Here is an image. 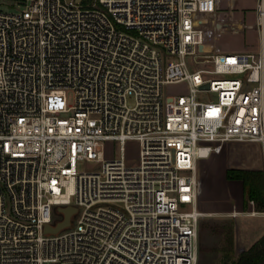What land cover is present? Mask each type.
Here are the masks:
<instances>
[{"label": "built area", "instance_id": "obj_1", "mask_svg": "<svg viewBox=\"0 0 264 264\" xmlns=\"http://www.w3.org/2000/svg\"><path fill=\"white\" fill-rule=\"evenodd\" d=\"M219 1L0 9V264L198 263V160L232 141L264 155V0L246 52L205 48L197 15ZM182 82L188 92H165ZM105 141L120 155L105 159ZM82 159L98 166L79 171ZM69 205L71 224L46 233Z\"/></svg>", "mask_w": 264, "mask_h": 264}, {"label": "rangeland", "instance_id": "obj_2", "mask_svg": "<svg viewBox=\"0 0 264 264\" xmlns=\"http://www.w3.org/2000/svg\"><path fill=\"white\" fill-rule=\"evenodd\" d=\"M229 0H224L223 7H228ZM236 15H242V8H253L251 0H231ZM20 0H0V9L4 11H17ZM252 15V13L250 14ZM246 22L249 16L244 17ZM249 30V29H248ZM247 30V31H248ZM166 93L181 94L188 92V83H173L164 88ZM202 96H206L203 94ZM216 99V94L211 95ZM69 104H74L75 94L73 90L68 93ZM100 149L104 151V158H113L120 155L119 144L113 141H105ZM140 144L135 140L126 143V161L129 165L139 164ZM78 170L93 169L97 165L95 161L79 160ZM232 170H256L264 172V155L262 146L257 142L225 143L220 153H214L208 160H198V207L203 212L199 222L198 235V263L197 264H233L238 257L236 238L240 241L245 237L256 235L258 229L264 226V210H259L257 202L246 200L243 188L237 187L238 178H229L227 172ZM208 171L210 177L204 179ZM244 187V185H243ZM242 203V204H241ZM182 210L191 209V205H181ZM237 213H252L256 215H240ZM238 216V217H236ZM78 215L74 216L76 223Z\"/></svg>", "mask_w": 264, "mask_h": 264}, {"label": "crops", "instance_id": "obj_3", "mask_svg": "<svg viewBox=\"0 0 264 264\" xmlns=\"http://www.w3.org/2000/svg\"><path fill=\"white\" fill-rule=\"evenodd\" d=\"M230 1L231 0L228 1V7H223L224 0H220L215 12L197 15V23L205 30V48L212 52H246L258 50L260 47V36L257 28V0H251L254 2L253 8H242L241 16L234 13L235 10ZM251 13L252 15H250ZM248 16L250 21L247 23L244 17L247 18ZM202 159L208 160V158H201V160ZM209 175L210 173L206 171L204 179L210 177ZM235 182H237V187L242 191L243 199V181L238 180ZM237 214L238 216L245 214L253 215L252 213ZM263 235L264 226L258 229L256 235L245 237V239L241 241L236 238L238 255L242 251L249 249Z\"/></svg>", "mask_w": 264, "mask_h": 264}, {"label": "trees", "instance_id": "obj_4", "mask_svg": "<svg viewBox=\"0 0 264 264\" xmlns=\"http://www.w3.org/2000/svg\"><path fill=\"white\" fill-rule=\"evenodd\" d=\"M229 178L243 181L246 200L257 202L259 210H264V172L256 170H232L227 172ZM233 264H264V235L249 249L242 251Z\"/></svg>", "mask_w": 264, "mask_h": 264}, {"label": "water", "instance_id": "obj_5", "mask_svg": "<svg viewBox=\"0 0 264 264\" xmlns=\"http://www.w3.org/2000/svg\"><path fill=\"white\" fill-rule=\"evenodd\" d=\"M58 211L63 214V219L56 223V225L47 224L45 227L46 233H58L59 231L67 228L71 224L72 216L77 213L78 208L76 206H60Z\"/></svg>", "mask_w": 264, "mask_h": 264}, {"label": "bare ground", "instance_id": "obj_6", "mask_svg": "<svg viewBox=\"0 0 264 264\" xmlns=\"http://www.w3.org/2000/svg\"><path fill=\"white\" fill-rule=\"evenodd\" d=\"M252 214L254 215V214H256V213L253 212Z\"/></svg>", "mask_w": 264, "mask_h": 264}]
</instances>
